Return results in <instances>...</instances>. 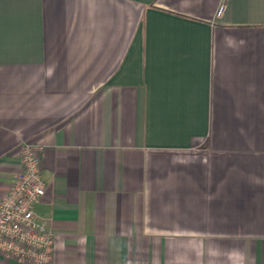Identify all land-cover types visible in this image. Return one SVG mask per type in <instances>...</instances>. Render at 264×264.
<instances>
[{
  "label": "crops",
  "instance_id": "crops-1",
  "mask_svg": "<svg viewBox=\"0 0 264 264\" xmlns=\"http://www.w3.org/2000/svg\"><path fill=\"white\" fill-rule=\"evenodd\" d=\"M24 141L49 264H264V0H0V199Z\"/></svg>",
  "mask_w": 264,
  "mask_h": 264
},
{
  "label": "built area",
  "instance_id": "built-area-1",
  "mask_svg": "<svg viewBox=\"0 0 264 264\" xmlns=\"http://www.w3.org/2000/svg\"><path fill=\"white\" fill-rule=\"evenodd\" d=\"M43 155V144H21V169L0 199V254L31 264H49L55 249L54 232L35 214L36 202L46 194Z\"/></svg>",
  "mask_w": 264,
  "mask_h": 264
}]
</instances>
